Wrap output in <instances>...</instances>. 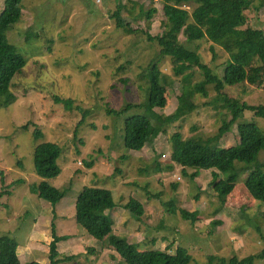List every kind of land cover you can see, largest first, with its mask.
<instances>
[{
  "label": "rangeland",
  "instance_id": "obj_1",
  "mask_svg": "<svg viewBox=\"0 0 264 264\" xmlns=\"http://www.w3.org/2000/svg\"><path fill=\"white\" fill-rule=\"evenodd\" d=\"M4 2L0 0V15ZM170 2L180 11L170 49L181 44L196 51L203 63L222 76L229 55L207 39L189 44L183 35L185 20L198 1ZM151 10L157 11L151 19L141 16L142 11ZM22 13V20L7 37L27 64L13 78L10 90L0 95V104L7 94L13 95L9 105L0 106V237L17 241L21 264H50L52 224L57 235L69 237L58 244V251L78 257L67 264H125L109 236L98 240L77 222L76 206L85 187L112 191L116 209L107 212L113 223L111 234L128 239L140 250L175 254L183 247L193 258L191 264H206L210 255L242 259L264 251V205L245 193L248 172L239 173L220 209L211 170H202L193 178L195 170L187 169L186 176L181 166L172 163L175 133L184 140L215 138L212 145L227 149L237 145L239 124H256L264 132V117L244 111L230 131L218 137L223 121L230 116L222 107L224 96L214 85H207L203 94L194 97L198 108L192 115L155 132V126L178 108L181 83H177L175 89H168L164 108L148 111L143 149L127 151L125 121L135 112L107 113L108 106L121 111L125 105L148 100L149 65L161 56V46L148 36L162 37L167 31L162 0H23ZM116 13L134 34L116 28ZM245 17L252 28L264 31V10L252 7ZM159 67L180 82L171 56L164 57ZM245 71V81L227 86L223 94L238 105L263 106L264 59H253ZM191 72L193 85L204 79L198 68ZM55 97L74 100V108L57 104ZM38 130L42 138L35 141ZM43 142L56 143L62 149L57 161L61 173L47 180L66 192L55 209L31 190L41 181L35 171L34 151ZM259 159L264 162V152ZM129 203L143 209L140 220L125 210ZM172 204L177 211L197 213V220H184L178 212L173 215ZM213 222H221L214 231ZM256 264H264V260Z\"/></svg>",
  "mask_w": 264,
  "mask_h": 264
},
{
  "label": "trees",
  "instance_id": "obj_2",
  "mask_svg": "<svg viewBox=\"0 0 264 264\" xmlns=\"http://www.w3.org/2000/svg\"><path fill=\"white\" fill-rule=\"evenodd\" d=\"M162 1L164 14L168 19L167 31L162 37L152 39L148 36L149 41L161 46V53H159L161 56L151 61L149 65L150 90L147 102L139 105H125L121 111L107 107L109 115L121 116L131 111L135 112L125 121L124 143L127 151L143 149L146 143L145 127L149 121L148 111L153 108H164L168 89L170 87L175 89L177 83H181L178 91V108L172 116L155 126V132L161 131L165 125L175 124L192 115L198 108V105L194 103V97L198 93L203 94L207 85H214L215 90L224 96L225 101L222 107L230 116L223 121L218 137L228 133L242 117L244 111L264 117V105H238L223 94L227 86L245 81V67L253 59L258 57L264 59V31L252 28L245 17V13L252 7L258 12L264 10V0H197L198 7L191 16L186 18L183 35L189 44L207 39L213 46H219L229 55L224 64L222 76L215 74L209 65L203 63L200 54L196 51L181 44L170 49L169 44L178 24L180 11L178 7L171 5L170 0ZM257 1H259L258 5H256ZM22 2L23 0H5L4 9L0 15V95L10 90L13 78L27 64L24 56L10 44L7 37L12 28L22 20ZM156 13V10L142 11L141 16L151 19ZM113 19L119 31L127 34L135 33V30L118 13L113 16ZM167 56L172 57L173 72L175 77H181L180 82L172 79L159 67V63ZM195 68L200 70L204 79L193 85V72H189ZM12 98V94H7L0 106L9 105ZM55 101L68 109H73L75 106L74 100L55 97ZM78 109L82 110L81 107ZM25 129H28L27 125ZM237 135V145L227 149L212 145L215 138L204 140L191 137L184 140L180 133L172 136V163L181 166L186 176L187 169L195 170L191 174L193 178L198 177L202 170H211L220 209L226 205L227 199L238 182L240 172H248L243 183L245 193L253 201L264 205V162L259 159L264 152V132L256 124H239ZM40 138H42L40 130L35 131V141H39ZM61 154V147L52 142L40 143L36 145L34 151L35 171L41 181L38 185L31 187V190L40 200L48 202L54 209L66 198V192L53 187L47 180L60 175L61 169L57 161ZM88 166L92 167L93 164L88 163ZM171 208L173 215H177L178 212L184 220L194 222L198 218L197 213L177 211L173 204ZM115 209L112 191L98 187H85L77 202L76 220L83 229L98 240H104L109 236L111 245L125 264H191L193 258L183 247H179L175 254L154 249L140 250L137 244L128 239L111 234L113 223L107 212ZM125 210L136 220H140L144 214L143 209L133 203L127 204ZM53 220H56L55 210ZM220 224L221 222H213L212 230L214 231ZM52 230L53 239L49 244L50 264H67L77 261V256H63L58 251V244L68 240L69 237L57 235L54 224H52ZM18 247L19 244L15 239L8 236L0 237V264H21ZM258 260H264V251L242 259L237 257L225 259L210 255L206 264H256ZM28 264L40 263L33 261Z\"/></svg>",
  "mask_w": 264,
  "mask_h": 264
},
{
  "label": "crops",
  "instance_id": "obj_3",
  "mask_svg": "<svg viewBox=\"0 0 264 264\" xmlns=\"http://www.w3.org/2000/svg\"><path fill=\"white\" fill-rule=\"evenodd\" d=\"M62 242V241H61ZM60 251V250H59Z\"/></svg>",
  "mask_w": 264,
  "mask_h": 264
}]
</instances>
